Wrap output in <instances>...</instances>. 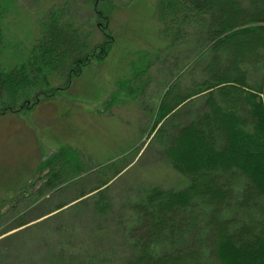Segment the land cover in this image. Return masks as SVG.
<instances>
[{
    "label": "trees",
    "instance_id": "16d2710c",
    "mask_svg": "<svg viewBox=\"0 0 264 264\" xmlns=\"http://www.w3.org/2000/svg\"><path fill=\"white\" fill-rule=\"evenodd\" d=\"M50 4L41 38L12 68L1 60L0 7V115L53 98L57 76L68 85L93 50L104 48L92 49L69 21V1ZM158 13L166 51H189L174 60L178 78L155 123V137L166 143L168 136L164 154L187 186L150 187L117 209L108 199L112 180L84 189L87 180L75 179L90 170L78 152L61 150L44 164L48 183L80 191L35 219H20L0 239V264H264V0H159ZM152 64L135 75L143 90Z\"/></svg>",
    "mask_w": 264,
    "mask_h": 264
},
{
    "label": "rangeland",
    "instance_id": "374dc122",
    "mask_svg": "<svg viewBox=\"0 0 264 264\" xmlns=\"http://www.w3.org/2000/svg\"><path fill=\"white\" fill-rule=\"evenodd\" d=\"M65 1L74 9L69 21L82 30L92 49L103 45L104 51L93 50L68 85L66 78L57 76L54 83L59 90L53 98H40L29 110L0 115V239L20 219L30 221L48 212L56 204L53 201L76 197L77 185L68 189L69 182L48 183L51 169L44 164L61 150L78 152L85 170H90L75 179L87 180L84 189L112 180L108 199L117 209L120 201L138 200L139 191L150 187L180 190L189 182L164 154L168 136L166 143L164 137H155L161 126L155 128L156 112L178 78L172 72L175 59L189 55L186 45L166 51L159 0H93L95 12L86 0ZM50 2L0 0L5 10L1 22L5 66L12 68L23 61L41 38ZM151 61L152 69L142 77L149 87L143 90L135 75ZM180 120L186 122L188 117L182 115Z\"/></svg>",
    "mask_w": 264,
    "mask_h": 264
}]
</instances>
